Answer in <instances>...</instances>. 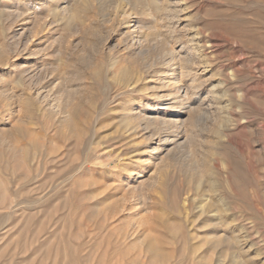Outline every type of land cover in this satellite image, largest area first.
Returning a JSON list of instances; mask_svg holds the SVG:
<instances>
[{
  "label": "rangeland",
  "instance_id": "obj_1",
  "mask_svg": "<svg viewBox=\"0 0 264 264\" xmlns=\"http://www.w3.org/2000/svg\"><path fill=\"white\" fill-rule=\"evenodd\" d=\"M0 264H264V0H0Z\"/></svg>",
  "mask_w": 264,
  "mask_h": 264
},
{
  "label": "bare ground",
  "instance_id": "obj_2",
  "mask_svg": "<svg viewBox=\"0 0 264 264\" xmlns=\"http://www.w3.org/2000/svg\"><path fill=\"white\" fill-rule=\"evenodd\" d=\"M134 1H135V0H134ZM95 74H96V78H97L98 81H100V80L103 79V75H102L99 71L95 72ZM122 74H125V73H122ZM173 74H174V72L171 73V75H173ZM125 75H127V74H125ZM125 75H124V76H125ZM171 75H168V76H171Z\"/></svg>",
  "mask_w": 264,
  "mask_h": 264
}]
</instances>
